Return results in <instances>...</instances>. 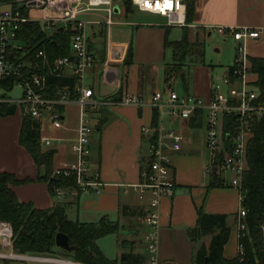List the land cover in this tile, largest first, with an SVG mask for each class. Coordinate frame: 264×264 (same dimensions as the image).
Instances as JSON below:
<instances>
[{
    "label": "crops",
    "instance_id": "1",
    "mask_svg": "<svg viewBox=\"0 0 264 264\" xmlns=\"http://www.w3.org/2000/svg\"><path fill=\"white\" fill-rule=\"evenodd\" d=\"M119 3L120 1L114 3V17L122 14ZM99 13L105 12L84 13L79 18L90 23L88 48L95 59L94 66L86 75L88 80L86 85L93 89L95 100L105 102L103 105L95 106L90 112L96 119L94 120L96 125L95 130L90 126L92 134L89 144V149L93 142L98 145V158L91 166L89 155V169L92 175H98L103 186L98 192L95 190L76 192L68 189L62 190L59 195L51 192L48 183L40 180L44 169L38 167L18 143L21 125L19 110L20 114L17 111L16 118L14 115V118L11 116L5 119L9 128L0 132V173L11 174L22 182L11 187L20 203H29L36 209H50L56 204L62 205L70 221L88 223L106 217L112 222H117L119 231L124 230L126 236L117 240L118 249L111 257H107L97 245L104 256L114 260L120 259L122 254H130V259L137 261V264H150L143 239L146 232L145 216L149 195L139 199L132 186L140 180V172L146 167L145 160L150 143L154 141L151 140L154 135L149 137L142 132L143 127H151L154 109L152 97L156 92H168L165 73L170 63H165L164 66L163 55L167 49L166 42L178 41L169 39L172 28L177 27H169L167 23L160 22L143 23L131 28L126 34V39L123 36L121 40H113V26L122 30L124 26L133 25L114 20L115 24L107 26L104 24L105 18L100 17ZM155 16L164 18L156 14ZM217 27H247L258 31L259 37L247 40L245 47L249 58H264V0H196L192 23L178 28L181 29L182 36L186 34L190 43H204V38L210 36L211 31H216ZM142 46H145L143 54L145 53L147 57L144 62L139 56ZM129 47L132 49L133 57L131 64L126 65ZM156 64L162 65V78L157 77ZM146 65L152 66L148 75ZM231 66H226L220 76L225 75ZM201 68L203 77L200 81L191 80L190 85L187 82L186 94L207 102L213 71L209 66ZM71 74L70 69L64 71L67 77ZM161 82L165 85L164 89L160 88ZM126 96L141 99L142 106L123 104V98ZM158 115L159 125L163 130L165 131L163 120L166 119L170 127L167 131L173 130L178 133L182 137V143L181 150L173 152L167 141L166 153L175 188L172 194L163 198L160 203L156 264H193V256L199 245L209 244V237L197 244L188 238L187 230L197 224V211L232 216L239 210V196L237 190L229 186L207 191L205 177L208 179L209 177L205 175L204 167L208 164L205 159L209 151L205 146L202 118L200 126L193 127L189 120L170 121L167 117L160 116L159 112ZM61 121V129H54L47 118L36 121L40 138L53 139L50 147L43 148L52 151L53 168L62 161L74 159L71 144L76 138L79 124V108L75 102L64 107ZM183 163L184 167L187 164L189 168H184L177 175L176 167ZM123 210L125 214H122ZM69 212L72 217L69 216ZM227 224L230 227V234L223 256L226 259H233L238 255V230L233 217L228 218ZM66 261L71 263L70 260Z\"/></svg>",
    "mask_w": 264,
    "mask_h": 264
},
{
    "label": "built area",
    "instance_id": "2",
    "mask_svg": "<svg viewBox=\"0 0 264 264\" xmlns=\"http://www.w3.org/2000/svg\"><path fill=\"white\" fill-rule=\"evenodd\" d=\"M116 1L120 0H15L12 4L0 5V104L16 105L20 112L23 111L35 121L47 118L54 129L62 128L63 111L60 112L57 107L64 109L71 102L77 104L79 124L76 138L71 144L74 159L60 162L52 171L53 177L72 178L77 188L74 191L98 192L103 186L98 175H92L89 169L92 129L88 119L92 109L105 102L95 100L93 89L85 82L95 59L88 48L90 23L81 20L79 16L103 11L106 14L104 24L113 25ZM130 2L139 11L166 18L169 27L186 25V7L182 0H130ZM29 24H37L43 31L59 25L56 31L70 34V54L57 57L50 63L45 50L41 49L34 54L33 59V46L20 39L21 30ZM216 32L223 39H231L236 43L235 57L227 73L212 81L209 100L205 102L188 94L179 96L171 90L166 93L156 92L152 97V106L160 116H166L170 121H188L196 112H200L205 129V146L210 153V161L204 167V173L208 177L212 174L219 175L223 186L237 190L240 202L236 217L239 240L246 231L243 221L246 211L241 207L243 200L241 179L248 167L246 148L253 122L264 116V100L259 99V90L255 85L256 75L251 71L245 42L258 38L260 34L247 27H217ZM32 67L38 71L46 68L47 73L33 72ZM66 69L72 71L68 77L64 75ZM49 78H73L75 80L73 91L70 92L68 87H61L55 99L44 98L42 92ZM15 86L22 92L18 99L12 100L1 95L2 91H11ZM122 103L142 106L141 99L133 96L124 97ZM227 118L234 121L225 130ZM142 132L149 137L154 135V141L150 143L145 160L146 167L140 172V180L132 186V190L139 199L149 195L145 216L146 232L143 239L150 264H156L160 203L163 198L171 195L175 188L166 153V141L170 143L169 148L173 152H178L181 150L182 137L173 130L164 131L161 125L157 128L143 127ZM52 140L49 137H42L40 143L50 147ZM223 173L230 175L229 180L223 178ZM54 192L59 195L61 190L57 188ZM262 231L264 232V228ZM12 240V226L8 222L0 221V249L11 250L10 253L0 251V260L23 259L44 264H59L62 261L38 255L16 254L12 249ZM237 251L239 256L243 255V247L239 243Z\"/></svg>",
    "mask_w": 264,
    "mask_h": 264
},
{
    "label": "trees",
    "instance_id": "3",
    "mask_svg": "<svg viewBox=\"0 0 264 264\" xmlns=\"http://www.w3.org/2000/svg\"><path fill=\"white\" fill-rule=\"evenodd\" d=\"M14 1L0 0V5L12 4ZM182 1L186 7V24H191L196 0ZM120 3L125 13L132 6L130 0H120ZM20 39L33 46V59H35L34 54L41 49L45 50L50 63L57 57L70 54V34L63 31L58 30L52 35H47L37 24H29L21 30ZM202 46L203 44L199 42L190 43L186 34H183L178 41L165 43V47L172 50V60L165 73V84L168 91L172 89V79H176L177 75L184 71L186 61L192 52L196 48L202 49ZM200 56L203 59L204 52H201ZM132 57V49L129 47L125 59L126 65L131 64ZM249 61L251 71L256 75L255 85L259 90V99L263 101L264 58H249ZM32 71L47 73L46 68L38 71L32 67ZM185 80L186 77H183L182 85L187 93L188 83ZM74 85L73 78H49L42 95L44 98L55 99L59 88L68 87L71 92ZM57 109L60 112L63 111V107L58 106ZM17 111L16 105L0 104V118L14 116ZM233 121V119L227 118L225 130L233 124ZM189 124L193 127L200 126L201 114L199 111L189 120ZM158 125V112L156 109H152L151 127L157 128ZM153 139L151 137V140ZM18 143L27 151L34 163L44 169L40 180L48 183L51 192L57 188L77 189L72 178L52 176L53 154L49 150L42 149L38 123L25 115L23 111H21ZM246 161L248 167L241 179L243 195L241 207L246 211L243 219L246 231L244 236L238 240V243L243 247V255H237L233 259H226L223 256V250L230 234V227L227 224L229 216L207 214L198 210L197 224L194 228L187 230V235L194 244L209 237V244L207 246L203 243L199 245L193 256V264H264V232L262 231L264 228V116L253 122L251 137L246 148ZM20 183L22 182L15 179L13 175L0 173V221L8 222L12 226L14 253L38 256L58 254L66 260L80 264H137V261L130 259V254H122L120 259L109 260L96 244L100 238L118 233L119 224L117 222H112L106 217L100 218L97 222L70 221L67 219L62 205L56 204L50 209H36L29 203H20L11 190V187ZM222 186L223 182L219 175L212 174L209 177L207 191ZM122 214H125L124 210ZM231 217L236 225L237 214ZM57 233H63L71 240L72 248L70 250L55 247Z\"/></svg>",
    "mask_w": 264,
    "mask_h": 264
},
{
    "label": "rangeland",
    "instance_id": "4",
    "mask_svg": "<svg viewBox=\"0 0 264 264\" xmlns=\"http://www.w3.org/2000/svg\"><path fill=\"white\" fill-rule=\"evenodd\" d=\"M119 8L120 10H122V14L120 16H115L114 20L115 21H122L125 23H128V25H133V26H124L123 27V31L117 29L116 26H113L112 28V38L113 40H117V39H122L123 36L126 39V34L128 33V31L133 28L135 25H139V24H143V23H157L160 22L162 23H167V19L166 18H159L158 16H155V14H150L148 12H142L139 11L137 8L131 6L129 11L127 13H125L124 8L122 7L121 3H119ZM100 17L106 18V14L105 13H99ZM59 27V25H57L56 27L45 29L44 31L47 33V35H52L57 28ZM182 37V31L180 28H172L171 34L169 36L170 40H180ZM108 38V36H107ZM108 40V39H107ZM204 43L201 48H196L191 56H189V58L186 61L185 64V69L183 72L179 73L176 77V79H172L171 83L173 84L171 86V88L174 90L175 93H177L179 96H184L186 95L185 90L183 89L182 86V78L186 77V82H189V85L191 84V80L193 81V79L200 81L201 78L203 77L202 73L203 70L201 67H205V66H209L212 67V81H215L216 78L220 75H222L226 69V66L232 65L234 62V57H235V43L233 40L228 39V40H224L216 31H211L210 36H206L204 38ZM201 43V42H199ZM145 49V46H142L141 49V55L140 58L141 60L144 62V60L147 58L145 56V53L143 54V51ZM164 55H163V64L164 66L165 63H171L172 60V50L171 48H167L164 50ZM204 52V56L203 59L200 56V53ZM163 54V53H162ZM157 67V77H163V73H162V65L160 64H156L155 65ZM147 74H149L152 66H145ZM181 74H185V76L181 77ZM88 82L87 79H85V82ZM86 82V83H87ZM160 88L164 89L165 85L163 82L160 83ZM190 92V91H189ZM21 89L18 86H15L11 91H2L1 95H5L4 98H10L12 100L18 99L21 96ZM191 94V92L189 93ZM18 114H20V112L18 111ZM13 117V116H12ZM15 118L17 117V115L15 114L14 116ZM13 117V118H14ZM166 117V116H165ZM12 118V119H13ZM5 118H0V132L5 129H8V121H5ZM94 120H96L94 118V116L92 117V113H89V125L91 127H93V129L95 130L94 126L96 125V123L94 122ZM163 127L165 129V131L168 130V128H170L168 126V122L166 119L163 120ZM49 131V130H47ZM44 131H42L43 133ZM166 145H167V141H166ZM43 148H47L42 146ZM168 149V145L166 147ZM98 158V145L97 143L93 142L91 145V149H90V166L91 164L93 165V163L96 162ZM206 162L208 163L210 161V153L208 152L207 157H206ZM185 163L181 164L179 167H176L177 170V175L179 171H183L184 168L188 169L189 166L184 167ZM223 178H225L226 180H229L230 175L228 173H223L222 174ZM205 180L207 181V186H208V181L209 179L207 177H205ZM223 187V186H222ZM61 192L65 191V189H61ZM63 190V191H62ZM76 192H81V191H76ZM70 217H72L71 212L68 213ZM231 216L229 215V218ZM74 218V217H73ZM117 235V236H116ZM116 235H109V236H105L103 238H100L97 241V245L103 250L104 254L107 257H111L114 256L115 251L118 249V245H117V240L118 239H123L125 238L126 234L124 230H120L118 232V234ZM208 238H204V240H206ZM146 247V245H145ZM0 251L4 252V253H10L11 250L10 249H0ZM58 253V252H57ZM61 253V252H60ZM27 255V254H26ZM25 256V254H24ZM45 258H53V259H58L61 258L60 260H62L63 262L66 261L63 258L62 255H51V256H42ZM67 263L69 261H66ZM71 263H75V264H80V263H76V262H72ZM0 264H44V263H39V262H35V261H30V260H23V259H7V260H0Z\"/></svg>",
    "mask_w": 264,
    "mask_h": 264
},
{
    "label": "water",
    "instance_id": "5",
    "mask_svg": "<svg viewBox=\"0 0 264 264\" xmlns=\"http://www.w3.org/2000/svg\"><path fill=\"white\" fill-rule=\"evenodd\" d=\"M183 74H181V77ZM52 152V151H50ZM215 171V168H213V173ZM55 247L64 249V250H70L72 248L71 246V240L63 233H57L55 236ZM75 264V263H73Z\"/></svg>",
    "mask_w": 264,
    "mask_h": 264
},
{
    "label": "bare ground",
    "instance_id": "6",
    "mask_svg": "<svg viewBox=\"0 0 264 264\" xmlns=\"http://www.w3.org/2000/svg\"><path fill=\"white\" fill-rule=\"evenodd\" d=\"M190 122H191V121H190ZM59 264H73V263H70V262L67 263L66 261H64V262L61 261Z\"/></svg>",
    "mask_w": 264,
    "mask_h": 264
}]
</instances>
